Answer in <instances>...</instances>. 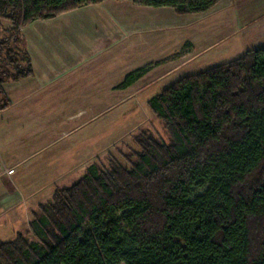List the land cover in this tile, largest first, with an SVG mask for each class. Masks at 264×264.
Instances as JSON below:
<instances>
[{"label": "trees", "instance_id": "1", "mask_svg": "<svg viewBox=\"0 0 264 264\" xmlns=\"http://www.w3.org/2000/svg\"><path fill=\"white\" fill-rule=\"evenodd\" d=\"M104 1L0 0V20L15 32ZM113 1L199 15L221 0ZM22 53L25 66L0 73V111L10 106L4 86L34 74L25 45ZM149 104L170 143L139 136L130 170L112 159L58 188L32 213L36 241H0V264H264V46L184 77Z\"/></svg>", "mask_w": 264, "mask_h": 264}, {"label": "crops", "instance_id": "2", "mask_svg": "<svg viewBox=\"0 0 264 264\" xmlns=\"http://www.w3.org/2000/svg\"><path fill=\"white\" fill-rule=\"evenodd\" d=\"M248 3L244 4L248 12L244 14V23L249 29L239 31V36L232 17L236 15L230 12V6H226L228 11L219 14L221 20L227 22L221 29L224 31L221 41H216L218 26H221L219 19L203 29L201 23L207 19H199V16L204 14L178 15L173 8L139 7L130 1L106 0L23 28L25 50L31 58L34 74L5 85L10 106L0 111V218L6 217V224L11 226L14 222L16 225L19 218L25 223L31 208L50 201L59 187L46 182L45 178L55 177L60 167L46 168L48 174L42 169L40 173L38 170L30 173L31 162L64 141L69 151L74 152L80 146L92 144L95 136L102 140L101 129L96 135L84 130H89L86 127L90 128L104 111L117 114L116 110L123 105L103 111V97L130 92L152 73L148 72L126 89L115 91L114 81L123 83L129 73L145 68L154 60L162 62L158 71L168 69L167 76L160 81L195 61L204 66L223 55L244 56L247 51L263 47L264 0ZM238 12L237 16L241 17ZM230 17L232 21L228 23ZM194 25L197 27L189 30L191 33L182 32ZM175 29L180 30L179 37L172 34ZM188 58L191 59L185 60ZM93 112L99 113L94 119L91 118ZM84 153L83 164L70 171L91 167L92 162L84 163ZM9 171L13 174H8ZM26 176L40 177L39 188L42 185L43 188L36 187L38 179L26 180ZM40 193L48 195L47 201L38 202ZM32 220L33 217L30 224ZM19 233L21 230L16 231V236Z\"/></svg>", "mask_w": 264, "mask_h": 264}, {"label": "rangeland", "instance_id": "3", "mask_svg": "<svg viewBox=\"0 0 264 264\" xmlns=\"http://www.w3.org/2000/svg\"><path fill=\"white\" fill-rule=\"evenodd\" d=\"M105 2V1H104ZM249 0H221L215 7H213L210 11L207 13H204V15H200L199 19H207V21H204L201 23V26L203 29H206L208 27V23L211 21H214L212 25L217 23V20L221 22V26H218V37L217 40H222V33L224 31H221L223 27L225 26V23L227 25V22L221 20L219 17V14L224 10L228 11V8L231 13L234 12L236 16L234 17L235 26L234 29L237 32L238 36L239 31H244L246 29H249V26H247L244 22L246 21V17L244 14L248 13L246 12L245 5L249 4ZM136 6V5H135ZM230 6V7H226ZM239 10V14L241 17L236 14V11ZM233 11V12H232ZM228 13V12H225ZM179 15V14H178ZM233 15V14H232ZM231 16V14H230ZM158 20V18H157ZM228 23L232 21V18L230 17L228 19ZM245 20V21H244ZM218 21V22H219ZM219 24V23H218ZM197 26H191L188 29H182L183 33H191L189 30L193 29L194 27H197L198 30H200V24H197ZM220 25V24H219ZM246 28V29H245ZM23 28H19L18 31L13 32L12 31V25L10 22L6 20H0V73L8 72L10 75L16 74L15 66L18 62H22L23 59V53L22 49H24V40L23 37H21ZM175 31V32H174ZM172 34L179 37L180 31L179 29H175ZM226 31V30H225ZM214 34V33H213ZM215 34V35H216ZM236 34V35H237ZM183 35V34H182ZM158 36V34H157ZM157 41V40H156ZM231 42H234L231 41ZM189 44V43H188ZM187 44V45H188ZM231 49V48H229ZM259 49V48H258ZM11 51L12 53L7 56V51ZM157 52V50H156ZM10 57V59L8 58ZM242 55L234 54L233 55H223V58H220L218 61L206 63L204 66H200L202 63H197L200 61H195L193 63H190L188 65L183 66V69L180 71L173 72L169 77L162 79L159 81L160 78H162L164 75L167 76L168 69L163 71H158L157 68L160 66V61L154 60L151 64L146 66L145 68L148 70L147 73H152L150 76H147L142 81L138 82V84L132 89V91L117 94L115 96H109V97H103V111L104 110H110L115 105L123 104L120 106L115 113H103L102 117L99 119L93 121L88 128L89 130L85 129L84 132H91L93 135L97 134L99 130H102V136L103 141L101 138L99 139L97 136L92 139V144L83 145L78 147L74 152L69 151L68 145H66V141L60 144V146H55L52 151L48 152L45 155H41L38 158L35 159V161L31 162V166H28V169L31 172L37 171L39 172V169H42V172L45 174L49 173V169L52 166H58L60 167L59 171H56L54 176L55 177H46V182H52L51 185L58 186L59 188H67L72 186L74 183L78 182L81 178H83L88 170L93 166H98L101 170L107 171L110 168V162L112 159H116L119 161V163L126 169L130 170L132 163L136 161V153L140 151V147L137 145L138 137H142L144 134L146 135H152L156 139L165 142L166 144H169L171 141L170 135L168 133V130L166 128V125L164 121H162L150 108V100L154 97L160 95L165 89L169 88L179 80L183 79L184 77L191 76V75H197L199 73H202L204 71H207L211 68L220 66L222 64L227 63L228 61H233L235 59L241 58ZM8 58V59H7ZM191 58L185 59L189 60ZM207 62V61H206ZM22 64L25 66L26 62H22ZM174 66V65H173ZM200 66L198 69L197 67ZM155 71V72H154ZM154 72V73H153ZM146 73V74H147ZM119 82V81H118ZM113 82L117 89H114L115 91L120 88L119 86L122 83ZM12 83V82H11ZM8 86V85H7ZM7 88L4 86V89ZM102 99V98H101ZM53 115V114H50ZM62 115V114H61ZM99 113L93 112L91 114V118L94 119ZM117 118V120H116ZM120 119V120H119ZM103 124V128H101ZM83 130V128L81 129ZM96 139H99L95 141ZM96 142L101 143V145L95 144ZM83 151H85L84 156L85 164H89L90 168H81L75 169L70 171L71 169L77 167L79 164H83V158L82 154ZM49 155V156H48ZM100 158V160H99ZM32 163L39 164V166L33 167ZM23 171V168L20 169V172ZM43 173V174H44ZM57 173V175H56ZM8 174H13V171H9ZM68 174V175H67ZM33 177H25L26 180H33L38 179L37 182V188H39L40 185V177L34 178ZM45 182V181H43ZM43 188V185L40 187ZM39 188V189H40ZM48 195L46 193L41 194L38 198V202H45L47 201ZM51 196V195H50ZM51 198V197H50ZM46 199V200H43ZM52 200V199H51ZM50 200V201H51ZM38 208H31L28 213V221L25 223L20 220L19 217H17L15 220H17V224H13V226L6 224V217L2 216L0 218V241H13L17 238L16 231H20L24 234L26 237H28L31 241H36L35 237L32 236V233L30 232L29 224L32 219L31 215L32 212H37ZM19 221V223H18ZM261 222L256 223L253 233L256 237L259 235V225H261ZM258 226V228H257ZM255 240V241H256Z\"/></svg>", "mask_w": 264, "mask_h": 264}]
</instances>
